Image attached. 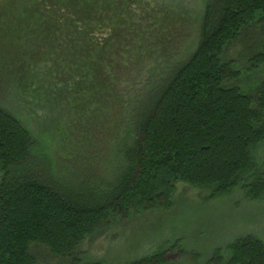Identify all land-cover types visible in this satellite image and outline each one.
<instances>
[{
    "label": "trees",
    "instance_id": "obj_1",
    "mask_svg": "<svg viewBox=\"0 0 264 264\" xmlns=\"http://www.w3.org/2000/svg\"><path fill=\"white\" fill-rule=\"evenodd\" d=\"M77 1L83 6L52 7V51L73 53L69 64L79 67L83 83L97 81L94 67L103 54L104 112L115 105L123 115L118 165L110 178L70 187L55 176L44 145L0 107V264H37L34 245L58 264H104L82 262L75 255L81 242L133 212L169 210L175 183L209 189L208 200L236 189L250 201L264 198V159L256 157L264 144V81L251 93L227 85L237 74L222 60L227 44L256 24L263 39L251 68L264 66V0H205L194 50L165 56L145 72L137 67L129 80L111 72L113 62L145 67L144 52L115 46L107 55L109 39L95 42L88 25L108 14L113 25L132 21L130 8ZM178 245L120 264H165L166 252ZM209 264H264V241L239 236L215 249Z\"/></svg>",
    "mask_w": 264,
    "mask_h": 264
},
{
    "label": "rangeland",
    "instance_id": "obj_2",
    "mask_svg": "<svg viewBox=\"0 0 264 264\" xmlns=\"http://www.w3.org/2000/svg\"><path fill=\"white\" fill-rule=\"evenodd\" d=\"M204 1L99 3L105 9L121 3L130 8L133 20L122 19L113 25L108 14L103 21L90 23L88 29L95 42L104 44L109 39L104 45L107 55L115 46L130 53L144 52L148 59L145 67L137 61L123 66L113 62L111 72L129 80L137 67L145 72L165 56L194 50ZM80 4L77 0H0V107L44 145L55 176L73 188L115 173L120 142L117 125L123 119L115 105L104 112L105 92L98 76L103 78L107 69L103 52L94 67L97 81L83 83L79 67L69 64L73 53L52 51V7H82ZM104 22L106 27L100 25ZM262 39L261 28L255 24L227 44L222 60L230 62L237 74L227 85L251 93L264 81V66L251 68V58ZM256 157L264 159V144ZM209 194L207 188L175 183L169 210H142L114 219L86 237L75 255L82 262L120 264L177 240L176 249L166 252L165 264H209L215 249H223L239 236L251 234L264 241V198L247 200L238 189L208 200ZM31 251L37 264H58L45 247L34 245Z\"/></svg>",
    "mask_w": 264,
    "mask_h": 264
}]
</instances>
